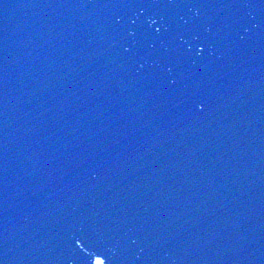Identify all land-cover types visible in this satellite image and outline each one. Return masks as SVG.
<instances>
[{"label":"water","instance_id":"95a60500","mask_svg":"<svg viewBox=\"0 0 264 264\" xmlns=\"http://www.w3.org/2000/svg\"><path fill=\"white\" fill-rule=\"evenodd\" d=\"M0 264H264V0H0Z\"/></svg>","mask_w":264,"mask_h":264}]
</instances>
